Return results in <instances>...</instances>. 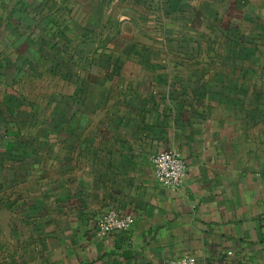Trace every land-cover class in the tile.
<instances>
[{
    "label": "crops",
    "instance_id": "1",
    "mask_svg": "<svg viewBox=\"0 0 264 264\" xmlns=\"http://www.w3.org/2000/svg\"><path fill=\"white\" fill-rule=\"evenodd\" d=\"M124 1L0 0V107H11L5 91L30 57H86L71 43L89 33L76 28L107 25ZM188 1L163 6L196 7L200 26L209 7L231 11L210 19L223 27L227 19L224 35L198 37L223 39L225 48L192 52L218 64L126 66L115 81L101 80L95 96L87 67L83 81L67 67L79 76L63 78L69 92L54 96L49 161L37 157L48 147L24 141L13 123L4 129L0 161H21L26 189L19 226H7L0 241V263L166 264L191 256L198 264H264V0ZM171 149L188 169L176 192L156 181L152 162ZM110 211L133 224L101 237L98 221Z\"/></svg>",
    "mask_w": 264,
    "mask_h": 264
},
{
    "label": "rangeland",
    "instance_id": "2",
    "mask_svg": "<svg viewBox=\"0 0 264 264\" xmlns=\"http://www.w3.org/2000/svg\"><path fill=\"white\" fill-rule=\"evenodd\" d=\"M133 1H124V10L109 18L107 25L76 28L78 32L86 30L89 34L92 33L91 35L96 34L92 40L87 34L79 36L74 43H71V46H75L79 53L87 52L86 57L36 58V63H33L34 60L30 57L32 64L25 67L27 72L19 76L20 82L12 89L5 91L13 95L15 100L10 105L11 107L9 106L10 108L0 107V151L5 138L3 131L7 129L9 123H13L22 130L24 141L34 139L35 143L49 148L45 155L39 153L37 157H46L45 161L52 158L54 96L60 92L64 94L69 92L68 80L63 78L79 76L72 72L69 73L67 69L69 66L77 67V71L82 72L78 81L84 80L83 76L86 71L90 73L94 87L92 93L95 96L98 92L96 86L98 87L101 80L106 83V77H108V82L115 81V77L121 75L117 73L118 69L126 66H141L147 69L169 66L195 68L204 62L209 67L218 64V59L214 62L211 58H197L192 52L213 49L222 51L225 48L223 39L218 41L210 37V41H205L198 37L201 33L213 35L219 32L224 35L228 24L227 19L224 21V27L211 24L213 22L210 19L214 15L216 18L219 15L222 19L228 18L229 9L214 11L209 7L205 10L207 15L205 24L200 26L198 13H201L196 7L184 10H170V7L166 10L163 4L170 0H152L150 8H148L150 4L148 0L142 4L138 0ZM221 1L224 3L225 0ZM220 23H223V20H220ZM201 61L204 62L201 63ZM84 67H87L86 71ZM162 71L164 70L151 71V74L153 76L162 75ZM147 75L149 76V72ZM3 115L8 118L5 120ZM19 161L16 160L12 164L0 161L1 243H5L7 226H12V224L19 226V211L24 208L20 196L26 186L21 185L22 167ZM1 252L3 256L0 257L5 260V252Z\"/></svg>",
    "mask_w": 264,
    "mask_h": 264
},
{
    "label": "built area",
    "instance_id": "3",
    "mask_svg": "<svg viewBox=\"0 0 264 264\" xmlns=\"http://www.w3.org/2000/svg\"><path fill=\"white\" fill-rule=\"evenodd\" d=\"M154 177L156 181L171 192L182 188L186 175L187 165L181 154L176 150H165L153 157ZM133 224L131 215L121 216L116 211L103 215L97 224V232L101 237L128 231ZM166 264H198L195 257H184L169 261Z\"/></svg>",
    "mask_w": 264,
    "mask_h": 264
},
{
    "label": "trees",
    "instance_id": "4",
    "mask_svg": "<svg viewBox=\"0 0 264 264\" xmlns=\"http://www.w3.org/2000/svg\"><path fill=\"white\" fill-rule=\"evenodd\" d=\"M3 154H4V153H2L1 157L4 156Z\"/></svg>",
    "mask_w": 264,
    "mask_h": 264
}]
</instances>
